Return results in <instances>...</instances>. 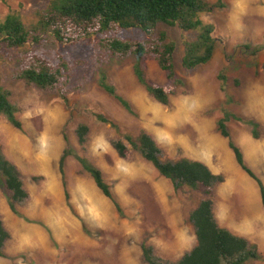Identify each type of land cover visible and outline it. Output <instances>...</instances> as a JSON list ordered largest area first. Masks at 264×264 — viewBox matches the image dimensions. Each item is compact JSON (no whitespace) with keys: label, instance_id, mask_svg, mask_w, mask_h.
<instances>
[{"label":"rangeland","instance_id":"rangeland-1","mask_svg":"<svg viewBox=\"0 0 264 264\" xmlns=\"http://www.w3.org/2000/svg\"><path fill=\"white\" fill-rule=\"evenodd\" d=\"M50 1L0 0V22L15 13L31 26ZM222 1L225 7L200 15L204 24L214 27L218 42L211 62L194 70L183 68V59L185 44L196 39V32L158 27L157 31L165 32L176 45L175 70L184 83L171 96L169 106L159 104L138 81L133 57L112 58L101 67L95 64L98 35L69 45L47 34L43 46L28 47L47 53L56 63L60 57L71 65L78 60L90 63L75 69L71 86L82 83L83 88L69 95L68 104L57 93L17 80L18 62L0 61V83L11 91L12 102L21 108L24 132L20 133L25 136L23 150L11 143L3 147L1 135L10 136L8 128L13 127L0 116V149L22 158V179L29 193V199L17 206L20 215H16L0 185V219L11 236L0 264H147L142 252L144 243L152 246L166 264H176L194 248L195 229L189 216L205 196L187 188L176 192L172 182L145 161L125 136L150 134L166 161L193 159L196 148L201 156L220 165L210 149L213 151L215 144L212 136L226 141L217 126L223 111L243 120L253 119L260 125L259 139L252 138L251 126L244 123L231 119L227 126L229 132L233 126L248 129L240 147L264 183V0ZM117 35L130 41L144 39L137 29ZM246 45L260 50L255 54L247 51ZM12 53L18 58L19 51ZM143 67L149 83L169 87L166 73L154 58H145ZM102 73L132 111L99 86ZM219 75L226 78L224 90ZM98 114L115 127L101 122ZM80 124L90 128L85 147L79 145L76 134ZM116 140L128 146L127 159H121L112 147ZM66 150L71 151L65 161L70 201L60 172ZM78 156L102 170L121 213L97 188ZM256 189L260 202L255 204L253 195H249L250 220L233 216L229 222L231 232L256 244L263 255L247 264H264V206L257 184Z\"/></svg>","mask_w":264,"mask_h":264},{"label":"trees","instance_id":"trees-1","mask_svg":"<svg viewBox=\"0 0 264 264\" xmlns=\"http://www.w3.org/2000/svg\"><path fill=\"white\" fill-rule=\"evenodd\" d=\"M223 7L225 4L222 0H218L217 3L208 0H51L47 9L39 13L37 22L31 26L26 25L15 13L8 14L7 18L0 22V61L18 62L19 70L15 77L17 80L46 92L57 93L68 104L69 95L83 88L82 83L71 86L75 69L86 68L90 63L78 60L71 65L62 57L56 63L47 53L28 47L31 44L43 46L44 35L47 34L59 43L69 45H77L93 35H98L100 39L96 46L98 52L94 58L95 64L101 67L112 58L125 60L133 57L134 74L138 81L159 104L169 106L171 96L184 83L175 70L176 45L169 41L165 32H158V27L166 25L178 27L184 32H196V39L185 44L186 54L183 59V68L194 70L211 62L218 42L213 35L214 27L204 24L200 20V15ZM130 29L143 32L144 39L130 41L118 37L117 33ZM245 49L255 54L260 50H252L248 45ZM16 50L19 51L18 58L12 53ZM147 57L154 58L160 69L166 73L169 87L153 85L147 81L143 67ZM219 80L224 90L226 78L219 75ZM98 84L125 109L132 111L129 102L118 94L106 74L100 75ZM20 113L21 108L12 102L11 91L0 83V116L15 129L24 132ZM96 116L104 124L115 127L103 115ZM231 119L251 126L252 138L255 139L260 137V125L253 119L243 120L226 111H223L222 117L217 120L221 137L228 140L237 164L257 182L264 206V183L246 162L241 147L233 141L227 126ZM89 133L90 128L87 124H80L76 129L81 147H85ZM125 139L163 178L172 182L176 192L187 188L205 196L189 216L195 229L196 245L176 264H247L263 258L256 244L222 228L215 218L213 197L216 186L225 182L224 176L216 175L204 163L188 158L177 161L163 160L161 148L146 132H141L136 138L125 136ZM112 147L121 159H127L129 148L122 140L113 141ZM70 153L71 151L66 150L60 160V172L68 201L70 194L65 180V161ZM78 160L92 177L97 188L121 213V207L102 170L86 157L78 156ZM0 185L8 195L11 211L20 215L17 206L29 199V193L25 188L21 171L1 149ZM10 237L9 231L0 219V258L5 257V247ZM142 252L147 264H166L155 254L154 248L146 243L142 244Z\"/></svg>","mask_w":264,"mask_h":264},{"label":"crops","instance_id":"crops-1","mask_svg":"<svg viewBox=\"0 0 264 264\" xmlns=\"http://www.w3.org/2000/svg\"><path fill=\"white\" fill-rule=\"evenodd\" d=\"M230 134L233 141L240 146V143L244 140L243 134L247 133L248 129L239 126H233ZM14 128V127H13ZM9 129L10 136L2 137V145L6 147L10 145V143L14 146H18L22 149V145L25 143V136L20 133L17 129ZM238 137V138H237ZM215 141L213 151L210 149V152L215 154L214 160L220 162L219 164L213 163L210 158L205 156H201L198 151H193V159L194 161H199L207 165L214 174L222 175L225 177V182L219 184L215 188V193L213 197V212L218 224L225 229L230 230L229 222L233 221V216H239L242 221H249L251 208L249 202V195H253L254 203L259 204L258 191L256 189L257 182L253 180L248 174L243 172L240 166L233 163V159L231 157V152L229 150L228 140H220L218 141L217 137L212 136ZM225 139V138H224ZM256 146V145H254ZM242 149V148H241ZM23 150V149H22ZM232 151V150H231ZM244 153V151H243ZM5 154L7 158L13 162L23 174L22 169V158L16 157L13 153L6 152ZM212 154V155H214ZM245 156V154H244ZM235 157V156H234ZM246 162V156H245ZM236 161V160H235ZM237 163V162H236ZM249 165V164H248ZM250 166V165H249ZM254 172V168L250 166ZM256 183H254V182ZM258 185V184H257ZM259 187V186H258ZM239 197L237 200L234 199L235 195ZM241 197V198H240Z\"/></svg>","mask_w":264,"mask_h":264},{"label":"bare ground","instance_id":"bare-ground-1","mask_svg":"<svg viewBox=\"0 0 264 264\" xmlns=\"http://www.w3.org/2000/svg\"><path fill=\"white\" fill-rule=\"evenodd\" d=\"M251 146H252V145H251ZM43 160H44V159H43ZM43 162H44V161H43ZM43 162H42V163H43ZM49 163H50V162L48 161L47 164L50 165ZM43 164H44V163H43Z\"/></svg>","mask_w":264,"mask_h":264}]
</instances>
